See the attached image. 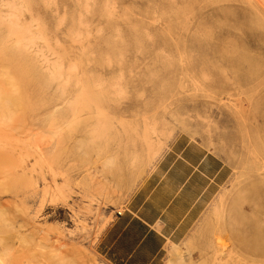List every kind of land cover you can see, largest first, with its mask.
Segmentation results:
<instances>
[{
    "label": "rangeland",
    "instance_id": "rangeland-1",
    "mask_svg": "<svg viewBox=\"0 0 264 264\" xmlns=\"http://www.w3.org/2000/svg\"><path fill=\"white\" fill-rule=\"evenodd\" d=\"M178 135L225 178L161 264H264V0H0V264H109Z\"/></svg>",
    "mask_w": 264,
    "mask_h": 264
},
{
    "label": "crops",
    "instance_id": "crops-1",
    "mask_svg": "<svg viewBox=\"0 0 264 264\" xmlns=\"http://www.w3.org/2000/svg\"><path fill=\"white\" fill-rule=\"evenodd\" d=\"M225 178L222 157L178 135L150 166L100 233L96 252L109 264H161Z\"/></svg>",
    "mask_w": 264,
    "mask_h": 264
},
{
    "label": "bare ground",
    "instance_id": "bare-ground-1",
    "mask_svg": "<svg viewBox=\"0 0 264 264\" xmlns=\"http://www.w3.org/2000/svg\"><path fill=\"white\" fill-rule=\"evenodd\" d=\"M10 28H12V27H10ZM12 30H13V28H12ZM149 130H151V131H149ZM152 131H153L152 127H147V129H145V132H144L145 135L144 136H145V139L147 141V142H145L146 150L142 153V155H134V156L130 157L129 164H131L132 167L133 166H137L138 164H140L142 162L143 157H147L148 158L149 156L154 155V153L156 152L157 147L159 146V142H161V140L160 139L153 140L152 138H150V132H152ZM8 236H9V234H8ZM218 249H219V247H218Z\"/></svg>",
    "mask_w": 264,
    "mask_h": 264
}]
</instances>
